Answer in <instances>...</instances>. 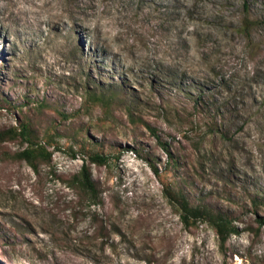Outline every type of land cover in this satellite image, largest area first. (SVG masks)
Returning a JSON list of instances; mask_svg holds the SVG:
<instances>
[{"label": "rangeland", "instance_id": "rangeland-1", "mask_svg": "<svg viewBox=\"0 0 264 264\" xmlns=\"http://www.w3.org/2000/svg\"><path fill=\"white\" fill-rule=\"evenodd\" d=\"M246 11L263 20L252 38ZM96 81H125L142 100L92 103ZM3 98L0 130L27 118L53 161L34 171L15 158L27 143H0V264H264V204L251 202L264 203V0H0ZM84 163L99 203L68 184ZM183 180L240 218L224 248L207 223L185 228L164 195Z\"/></svg>", "mask_w": 264, "mask_h": 264}, {"label": "trees", "instance_id": "trees-1", "mask_svg": "<svg viewBox=\"0 0 264 264\" xmlns=\"http://www.w3.org/2000/svg\"><path fill=\"white\" fill-rule=\"evenodd\" d=\"M245 9L247 8V4H245ZM243 18L241 31L245 33L248 38L253 37L254 28L263 23L261 19H252L249 16ZM97 82V81H96ZM99 87L96 89H88V98L92 103H100L103 106H111L113 103H116V98L119 101L130 100L133 102H140L142 97L133 95V89L127 83L122 82L121 84L111 83L105 85L102 81L97 82ZM197 93V91L201 92V87L195 86V88H191ZM202 94H198V97L195 99L196 107H202L201 103ZM163 100V99H162ZM4 102V103H2ZM8 99L3 98L0 103V107L8 106ZM131 102L128 107L129 118L132 122H140L142 121V117L137 116L135 110H133ZM118 103V102H117ZM38 107H43L44 102L35 103ZM216 107L215 101L212 100V97L206 96L204 92V114L208 116L207 123L210 126V129L207 131V135L217 136L220 130L217 127V116L213 115L212 109ZM218 110H215V114ZM151 131L157 135V138L160 144L163 146L164 150L167 152L168 164L170 168L175 169L180 164V157L175 155L169 147V144L163 141L155 130L149 126ZM222 138V134H219ZM7 140H20L24 145L27 143V146L18 151L15 155V158L20 161H25L34 171L39 170V166L41 164H51L53 161V152L48 149V146L52 143L46 139L42 140L36 134L33 125L27 118H22L18 121L17 125H13L7 129L0 130V143ZM136 143V141H135ZM92 144H96L95 141H92ZM98 144V143H97ZM128 149H135L130 148ZM76 153H73V155ZM90 160L92 163H98L100 165L106 164L108 161V156L103 155L102 153L95 151L91 153ZM157 172V168L154 167ZM183 179L179 176V180ZM182 183H178L177 185H173L172 183L167 184L164 189V195L169 200V202L177 209L179 214V218L181 222L185 226V228H191L198 226L199 223H207L211 227H213L219 237L220 245L224 248L234 234H239L241 230L239 229L238 222L240 218L235 215L233 212L228 211L222 207H219L213 203L207 202L205 196H196L192 195V192L186 188V181H180ZM69 186L77 188L82 195L86 199L89 200L91 204L99 203L101 200V191L98 185L95 183L91 168L87 163H84L78 173H74L69 181ZM251 202L256 207V211L258 212L259 206L264 204L261 202L259 195H251ZM259 226L264 225V216H259ZM101 228H104L102 225ZM106 228V227H105ZM105 235V233H101ZM11 262V261H10Z\"/></svg>", "mask_w": 264, "mask_h": 264}]
</instances>
